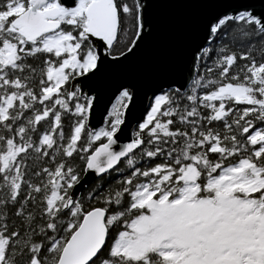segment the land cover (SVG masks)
<instances>
[{"label": "snow or ice", "instance_id": "snow-or-ice-1", "mask_svg": "<svg viewBox=\"0 0 264 264\" xmlns=\"http://www.w3.org/2000/svg\"><path fill=\"white\" fill-rule=\"evenodd\" d=\"M0 264H264V0H0Z\"/></svg>", "mask_w": 264, "mask_h": 264}]
</instances>
